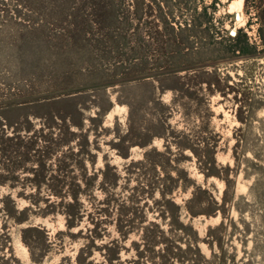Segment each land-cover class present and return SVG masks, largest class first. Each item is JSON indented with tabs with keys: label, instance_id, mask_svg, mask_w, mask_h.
I'll return each mask as SVG.
<instances>
[{
	"label": "rangeland",
	"instance_id": "obj_1",
	"mask_svg": "<svg viewBox=\"0 0 264 264\" xmlns=\"http://www.w3.org/2000/svg\"><path fill=\"white\" fill-rule=\"evenodd\" d=\"M0 264H264V0H0Z\"/></svg>",
	"mask_w": 264,
	"mask_h": 264
},
{
	"label": "trees",
	"instance_id": "obj_2",
	"mask_svg": "<svg viewBox=\"0 0 264 264\" xmlns=\"http://www.w3.org/2000/svg\"><path fill=\"white\" fill-rule=\"evenodd\" d=\"M246 2L248 1V0H245Z\"/></svg>",
	"mask_w": 264,
	"mask_h": 264
},
{
	"label": "bare ground",
	"instance_id": "obj_3",
	"mask_svg": "<svg viewBox=\"0 0 264 264\" xmlns=\"http://www.w3.org/2000/svg\"><path fill=\"white\" fill-rule=\"evenodd\" d=\"M240 20H242V19H240Z\"/></svg>",
	"mask_w": 264,
	"mask_h": 264
}]
</instances>
